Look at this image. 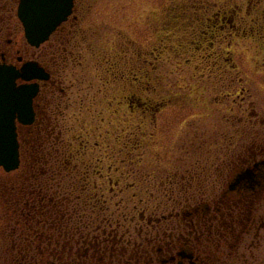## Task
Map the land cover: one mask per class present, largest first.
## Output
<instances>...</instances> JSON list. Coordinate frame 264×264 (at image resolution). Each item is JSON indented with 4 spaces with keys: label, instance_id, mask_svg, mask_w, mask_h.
Returning <instances> with one entry per match:
<instances>
[{
    "label": "rangeland",
    "instance_id": "374dc122",
    "mask_svg": "<svg viewBox=\"0 0 264 264\" xmlns=\"http://www.w3.org/2000/svg\"><path fill=\"white\" fill-rule=\"evenodd\" d=\"M18 2L0 0V14L14 18L13 29L10 17L0 23V47L7 38L29 46ZM224 12L230 23L215 17ZM77 15L69 42L51 38L58 56L60 45L72 51L68 64L61 59L67 94H54L51 109L63 149L74 140L75 150L88 151L83 173L57 170V152L44 148L45 166L55 165L45 180L65 187L75 218L107 213L112 228L136 232L143 209L172 207L163 188L172 190L165 182L175 171L198 176V192L209 185L218 192L229 175L227 145L264 135L250 115L255 108L264 118V0H78ZM130 96L156 111L133 110ZM99 164L111 183L98 179ZM8 230L0 264H12ZM261 241L251 264H264Z\"/></svg>",
    "mask_w": 264,
    "mask_h": 264
},
{
    "label": "flooded vegetation",
    "instance_id": "af4514ba",
    "mask_svg": "<svg viewBox=\"0 0 264 264\" xmlns=\"http://www.w3.org/2000/svg\"><path fill=\"white\" fill-rule=\"evenodd\" d=\"M77 7L78 0H75L71 16L46 42L25 46L18 39L7 38L0 47V63L19 69L32 61L47 74L43 79L17 80L18 85L38 84L33 98L34 120L24 124L17 119L20 163L11 171L1 168L0 174V237L5 240L4 229L13 235L12 249L20 259L17 264L254 263L256 249L264 238V135L260 133L247 142L239 136V141L227 145L224 173L229 175L225 181L221 178L218 192H212L210 185L199 187L198 192L195 186L198 176L175 171L165 182L174 185L172 190L163 188L172 207L158 211L143 209L139 214L143 225L136 232L131 228H112L113 219L107 213H100L97 219H82L79 215L75 218L65 187L45 180L53 178L48 172H55V165L50 162L45 166L44 148L50 156L57 152L56 169L60 165L78 174L83 173L84 158L88 154V151L75 150L74 140L64 146L69 147L67 151L63 149L59 135L53 134L59 123L53 119L51 109L54 94H67L66 88L61 87L65 82L60 76L61 59L68 64L72 52L66 43L60 45L58 56L59 48L51 38L56 35V39L70 41V34L79 24ZM215 17L223 22L229 20L226 12L223 17ZM7 18V28L13 29V16L0 14V23H5ZM261 28L264 33V26ZM132 96L129 102L133 110H142L148 115L156 111L147 100ZM250 115L254 116L256 126L264 124V118L259 117L255 108ZM95 167L102 183L112 182V175H105L101 164ZM107 168L114 169L111 165ZM95 187L98 189V185ZM96 196L100 200L98 193ZM8 249L11 247H5L4 252Z\"/></svg>",
    "mask_w": 264,
    "mask_h": 264
},
{
    "label": "water",
    "instance_id": "95a60500",
    "mask_svg": "<svg viewBox=\"0 0 264 264\" xmlns=\"http://www.w3.org/2000/svg\"><path fill=\"white\" fill-rule=\"evenodd\" d=\"M74 0H20L18 16L25 35L32 45H40L72 13ZM46 78L36 62H26L22 68L0 63V166L11 171L19 166L17 119L24 124L34 120L33 98L38 84H20L23 78Z\"/></svg>",
    "mask_w": 264,
    "mask_h": 264
},
{
    "label": "trees",
    "instance_id": "16d2710c",
    "mask_svg": "<svg viewBox=\"0 0 264 264\" xmlns=\"http://www.w3.org/2000/svg\"><path fill=\"white\" fill-rule=\"evenodd\" d=\"M6 252L9 254L10 256L9 260L12 262V264H17L19 262L20 259H19L18 252H16V250L12 251V249H8ZM0 258H1V255H0Z\"/></svg>",
    "mask_w": 264,
    "mask_h": 264
}]
</instances>
